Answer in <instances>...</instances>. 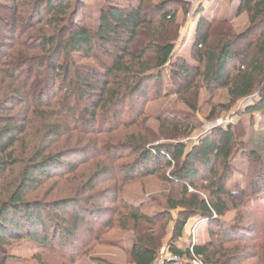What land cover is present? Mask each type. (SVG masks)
<instances>
[{
	"label": "rangeland",
	"instance_id": "rangeland-1",
	"mask_svg": "<svg viewBox=\"0 0 264 264\" xmlns=\"http://www.w3.org/2000/svg\"><path fill=\"white\" fill-rule=\"evenodd\" d=\"M21 1H25L26 5L34 2ZM108 1L121 0L89 1L76 22L93 26L94 20ZM146 1L151 2V5L159 3V0ZM2 3L12 6L11 3ZM239 8V0L171 3L167 11L175 15L174 24H157L151 32L174 39L172 64L185 61L190 68H198L200 74L193 72L186 84L173 77L172 66H168L162 70V82L147 84L140 98H134L124 106L113 109L117 116L112 114L110 120L113 119V122L103 129L94 126L85 132L73 117L81 116V119L87 120L83 112L68 116L60 109L67 104L84 111L89 109V102L75 97L76 88L70 89L59 79L55 80L56 88L49 90V97L55 104L41 108L40 114H34L29 105L15 108L13 104H8V111H0V115L15 118L18 125L26 129L10 150L12 158L0 156L2 161L11 162L0 177V204L15 190L26 166L38 163L41 158L60 154L66 156L63 163L67 166H62L63 169L49 179L42 180L26 194L25 199L27 202L47 206L48 210L44 212L46 219H67L66 225L69 228L73 227L74 216L80 207L86 208V213H89V217L83 214L88 225L79 227L78 238L74 242L70 240L64 243L59 236L54 241L52 239L53 246L41 248L25 234L11 240L4 246L11 258L8 264H134L131 250L138 241H150L156 246L159 244L156 264H165L172 258L169 247L175 241V224L179 212L168 211L166 204L170 199L179 198L182 192L180 187L169 183L168 176L174 168L142 178L132 177L134 174L127 175L124 171H131L136 164L140 155L138 148L143 151L159 145L183 143L190 150L198 144L200 138L218 127H232L236 132L238 144L234 164L240 172L248 171L245 143L251 135L264 130V113L249 114L246 111L249 107L258 105L261 97L264 98V68L251 59L254 51L249 49V44L257 40L259 34L246 35L250 30L249 17L246 12L239 13ZM10 12H1L5 22L12 21ZM160 17V14L157 15V21H160ZM202 19L213 25L208 44L211 47L217 45L219 33L228 32L220 23L229 22L231 31L238 37L237 44L233 46L234 59L230 71L234 78L246 76L252 81L254 89L249 96L233 103L228 89L209 86L204 81L201 74L204 72V65L195 59L197 29ZM52 30L43 22L29 33L38 35L41 31L51 33ZM152 34L142 33L130 45V49L137 53L144 50ZM15 38L3 30L0 22V41L12 45L14 54L19 49L15 46ZM95 55L96 59H76L77 64L103 68L104 63H108V58L100 51ZM144 62L153 63L152 55L148 54L137 61L136 65ZM44 72L40 70L38 76ZM37 81H41V78L38 77ZM54 126H60L61 135L52 136L49 133ZM103 171L106 174H102ZM233 180L242 187L249 184L248 179L237 172L233 175ZM207 187L209 188V184L198 182L197 191L191 189L189 194L206 198ZM262 197L255 203L245 202L244 206L239 204L238 209H231L224 216L226 228L234 227L237 233L230 242L219 241L215 236L217 228L212 227L207 220L192 217L185 226L182 238L175 243L180 247L206 246L209 255L219 261L230 259V264H264V196ZM244 199L241 197L238 201H245ZM59 201L71 202L76 210H53L55 203ZM126 206L138 209L141 215L149 218V222H136ZM260 245L262 250L258 249ZM201 261L194 258L193 262L183 264H201Z\"/></svg>",
	"mask_w": 264,
	"mask_h": 264
},
{
	"label": "trees",
	"instance_id": "trees-1",
	"mask_svg": "<svg viewBox=\"0 0 264 264\" xmlns=\"http://www.w3.org/2000/svg\"><path fill=\"white\" fill-rule=\"evenodd\" d=\"M89 1L92 0H34L26 5L21 0H0L2 28L16 37L15 46L19 47L14 54L12 45L0 41V111H8V104H13L15 108L29 105L34 114H40L41 108L55 104L49 97V90L56 88L55 80L59 79L70 89L76 88L75 97L89 102V109L84 111L67 104H64V108L60 107L68 116L83 112L87 120L81 119V116L73 117L75 123L88 132L90 127L103 129L110 125L113 122L110 116L115 112L113 109L124 106L134 98H140L147 84L162 82V70L168 66H172V76L186 84L193 72L200 74L198 68H190L185 61L172 64L174 39L151 32L157 24H174L175 15L167 11L171 3L197 0H159L158 5H151L146 0L108 1L93 26L79 24L76 20ZM239 1V13L246 12L249 17L250 30L246 35L259 34L257 40L249 44V49L254 51L251 59L264 68V0ZM2 2L11 3L12 6L8 7ZM8 10L13 16L11 22H5L1 15L2 11ZM159 14L160 21H157ZM43 22L53 29L51 33H29ZM220 25L228 29V32L219 33L217 45L211 47L208 44L213 25L205 19L201 20L197 29L195 59L204 65V72L201 73L204 81L209 86L228 89L234 103L249 96L254 85L246 76L233 77L230 66L234 59L233 46L237 44L238 37L231 31L228 21ZM144 32L152 34L146 48L138 53L132 51L130 45ZM204 46L207 47L202 50ZM98 51L108 58L103 68L77 64L76 59H96L95 53ZM148 54L152 55L153 63L136 65L137 61ZM40 70L45 72L38 76ZM38 77L41 81H37ZM255 112L264 113V98L261 97L258 105L246 111L249 114ZM25 131L15 118L0 115V156L12 158L10 150ZM49 133L59 136L62 131L60 126H54ZM237 144V134L232 127H218L200 138L198 144L190 150L183 143L159 145L143 151L138 148L140 155L136 164L132 169L130 167L131 171L124 172L142 178L174 168L168 180L170 184L180 187L182 192L179 198L168 200L166 205L168 211L179 212L175 224V241L182 238L190 218L200 217L217 228L215 236L219 241L228 243L237 233L234 227L226 228L224 216L231 209H238L239 204L244 206L246 203H255L264 196V130L251 135L245 143L249 166L244 173L234 164ZM63 158L66 156H48L26 166L15 190L0 204V264L11 261L4 246L23 234L29 236L37 246L45 248L53 246L52 239L54 241L59 236L64 243L76 241L79 227L87 224L85 220L89 213H86L84 207L79 208L74 216L73 227L69 228L66 225L67 219H46L44 212L48 210L47 206L25 199L26 194L42 180L49 179L67 166ZM10 164L0 159V177ZM236 172L248 179L246 187L240 186L236 180L232 181ZM198 182L209 184L206 198L189 194L191 189L197 191ZM241 197L245 201L239 202ZM71 204L59 201L53 210L73 212L76 209ZM125 208L131 211L136 222H149V218L141 215L138 209ZM246 208H249L248 205ZM83 214L86 217H82ZM175 241L169 247L172 258L165 264L190 263L194 258L201 259V264L231 262L230 259L216 260L208 254L206 246L180 247ZM261 248L262 245L258 247L259 250ZM159 250V244L156 246L150 241H138L132 247L131 258L134 264H156Z\"/></svg>",
	"mask_w": 264,
	"mask_h": 264
},
{
	"label": "built area",
	"instance_id": "built-area-1",
	"mask_svg": "<svg viewBox=\"0 0 264 264\" xmlns=\"http://www.w3.org/2000/svg\"><path fill=\"white\" fill-rule=\"evenodd\" d=\"M198 1V0H197ZM193 2H196V1H192L191 3H193Z\"/></svg>",
	"mask_w": 264,
	"mask_h": 264
}]
</instances>
